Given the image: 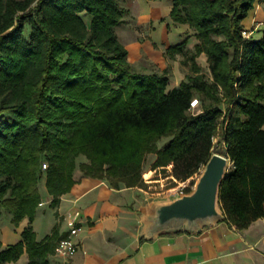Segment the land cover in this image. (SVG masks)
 Wrapping results in <instances>:
<instances>
[{
  "label": "trees",
  "instance_id": "trees-1",
  "mask_svg": "<svg viewBox=\"0 0 264 264\" xmlns=\"http://www.w3.org/2000/svg\"><path fill=\"white\" fill-rule=\"evenodd\" d=\"M171 3L172 21L199 39L190 53L188 35L167 48L190 67L173 88L167 74L128 61L117 34L127 13L120 0H0V217L7 209L15 227L30 223L17 243L0 241V264L25 252L28 264H50L58 233L38 242L31 226L44 174L52 207L76 184L78 167L116 189L144 188L148 153L156 154L155 183L193 186L220 129L231 163L220 187L222 220L244 230L264 217V28L261 38L242 33L256 0ZM202 53L210 78L196 61ZM196 94L205 98L193 112ZM80 156L87 161L78 165Z\"/></svg>",
  "mask_w": 264,
  "mask_h": 264
},
{
  "label": "crops",
  "instance_id": "crops-1",
  "mask_svg": "<svg viewBox=\"0 0 264 264\" xmlns=\"http://www.w3.org/2000/svg\"><path fill=\"white\" fill-rule=\"evenodd\" d=\"M131 1L130 14L134 17V25L127 27L124 23L117 27L118 37L128 50V61L142 73L164 74L165 66L155 71V65L167 48L180 43L188 35L186 50L191 52L199 39L188 24L172 21L171 0ZM83 18L86 23L91 21L86 14ZM243 25L244 29L252 31L251 36L262 37V0H256ZM125 28L128 33L122 34ZM137 28L144 30V34H140ZM196 61L210 72L205 53ZM171 69L172 72L167 74L169 88L178 86L188 75L182 70L180 61H174ZM74 178L76 184L61 196L57 207L51 206L53 196L48 193L44 182L41 191L43 204L39 205L31 223L38 242L54 231L58 233V242L68 236L69 221L78 216V252L70 258L54 253L49 256L50 264H264V217L244 230L220 220L196 229L182 227L152 233L150 209L145 211L143 205H132L139 200L140 188L121 186L116 189L108 180L84 176L79 169ZM29 224L25 218L19 227L7 228L0 237L3 246L21 240V233ZM28 262L29 256L25 252L16 263L6 264Z\"/></svg>",
  "mask_w": 264,
  "mask_h": 264
},
{
  "label": "water",
  "instance_id": "water-1",
  "mask_svg": "<svg viewBox=\"0 0 264 264\" xmlns=\"http://www.w3.org/2000/svg\"><path fill=\"white\" fill-rule=\"evenodd\" d=\"M230 166L227 156L213 153L191 193L158 203L154 207L151 232L156 233L185 223L196 229L202 224L222 220L224 214L220 205V187Z\"/></svg>",
  "mask_w": 264,
  "mask_h": 264
},
{
  "label": "rangeland",
  "instance_id": "rangeland-1",
  "mask_svg": "<svg viewBox=\"0 0 264 264\" xmlns=\"http://www.w3.org/2000/svg\"><path fill=\"white\" fill-rule=\"evenodd\" d=\"M169 1V0H168ZM121 5L126 8L127 13L125 15V18L127 20H125V25L128 26H133L134 25V17L131 16L130 14V8H132V1L131 0H120ZM124 25V27H125ZM151 26H153V23H151ZM118 29V28H117ZM138 29V28H137ZM139 33H143L144 34V30L142 32V30H140V28L138 29ZM122 34H127V30L125 28L124 31L121 32ZM163 52V50H161ZM190 53V52H188ZM178 56L175 57V59L170 58L169 55H167L166 53L162 54V57L160 58V61L157 62V65H155V71L160 70L161 67H164V70L162 71L165 74H168L170 72H172L171 68L172 65L174 64V61H183V59H185V57L181 54H177ZM163 57H165V60H163ZM167 63V64H166ZM182 66V70L188 74H190V67L189 64H181ZM204 72L206 73L207 77L210 78V72L209 70L204 69ZM195 98L200 100L201 103V98H205L204 94H196ZM200 107V106H199ZM198 107V108H199ZM198 110V109H197ZM169 138H163L160 141H158L157 146L161 147ZM215 146L213 149L214 153H219L222 155H226V150H225V146L223 144V142L221 141V129L219 130L217 136L215 137L214 140ZM156 159V154L155 153H148L145 157V161L143 164V170L145 172V182H146V186L144 188H140L139 193L138 194V202H134L132 205L136 206L135 204H137V206H141L143 205L145 208V211L150 209L151 214H150V224H152L151 218L154 215V207L158 204V203H163V202H168L171 200H174L176 198L181 197L183 194H187V190L189 188H192V191L194 190L195 184L198 180V178L200 177V175L202 174L204 167H202L200 169V171L193 177L192 181L194 182L193 186H190V181L186 182V183H180L175 185L173 182L169 181V180H161V181H157V183H155V181H153V177L154 175H156V173H150V168H151V164L153 163V161ZM86 158L84 156H80L77 158V164L80 165L83 162H86ZM44 165V164H43ZM48 166L46 168H44V166L42 167L43 171L47 170ZM78 169L80 170V168L78 167ZM77 171V170H76ZM81 171V170H80ZM82 172V171H81ZM45 178H46V174L43 175V179L41 180L40 183V190L42 191V186L45 182ZM138 188V187H137ZM191 191V192H192ZM190 192V193H191ZM142 195L144 197H142ZM142 197V198H141ZM217 221L220 220H216L214 222L211 223H207V224H202L199 227H203L204 225H209L212 223H215ZM182 227H189L190 226L188 224H183L181 226H173V227H168L167 230L170 229H179ZM198 227V228H199ZM14 229L15 226L11 223V213L7 210V209H3L2 210V216L0 217V237L1 234L7 229Z\"/></svg>",
  "mask_w": 264,
  "mask_h": 264
},
{
  "label": "built area",
  "instance_id": "built-area-1",
  "mask_svg": "<svg viewBox=\"0 0 264 264\" xmlns=\"http://www.w3.org/2000/svg\"><path fill=\"white\" fill-rule=\"evenodd\" d=\"M243 36L245 38H249L251 36L252 31L244 30ZM199 107V100L197 98L193 99L191 102V111L195 112ZM44 168L47 167V164L43 165ZM43 203L41 202L40 205ZM77 215H75L70 221V232L67 237L60 239L55 247V255L70 258L74 256L79 250V243L76 240L78 236V228H77Z\"/></svg>",
  "mask_w": 264,
  "mask_h": 264
}]
</instances>
